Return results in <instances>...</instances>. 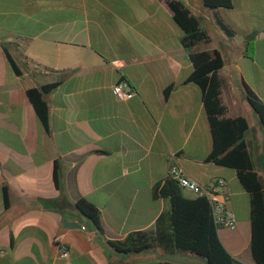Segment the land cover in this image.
Segmentation results:
<instances>
[{
    "label": "crops",
    "instance_id": "crops-1",
    "mask_svg": "<svg viewBox=\"0 0 264 264\" xmlns=\"http://www.w3.org/2000/svg\"><path fill=\"white\" fill-rule=\"evenodd\" d=\"M178 1L209 38L195 51L223 60L224 117L246 120L244 142L264 184V128L245 89L264 104V0H232L229 9ZM182 35L167 0H0V264H208L159 246L121 254L109 245L155 229L169 202L153 189L172 164L199 185L223 181L237 226L220 228V241L255 264L249 196L235 170L208 161L212 135L201 90L187 81ZM122 77L135 95L116 101L111 88ZM46 86L42 127L27 92ZM80 202L98 211V230Z\"/></svg>",
    "mask_w": 264,
    "mask_h": 264
},
{
    "label": "trees",
    "instance_id": "trees-1",
    "mask_svg": "<svg viewBox=\"0 0 264 264\" xmlns=\"http://www.w3.org/2000/svg\"><path fill=\"white\" fill-rule=\"evenodd\" d=\"M203 3L208 9L232 7V0H203ZM167 4L183 32L180 43L188 52L192 64V73L187 81L198 86L202 93V103L212 135V149L208 161L236 171L241 187L249 196L250 253L255 264H264V184L254 170L244 142L247 122L243 117H224L225 108L220 101L221 82L218 77L223 60L217 51H195L198 44L207 43L209 40L198 19L178 0H167ZM218 25L226 34H232L222 22L218 21ZM4 52L8 68L15 75H20L6 49ZM244 53L248 57L253 56L254 45L251 40H246ZM52 88L53 86H46L40 91L33 89L27 92L42 127L46 126L48 115L43 94ZM245 89L248 102L264 128V104L247 86ZM54 177L56 179L55 175ZM153 196L168 200V212L158 217L154 230L132 232L121 242H109L117 253L138 254L153 246H159L168 254L173 251L191 253L205 259L208 264H244L228 253L220 241V227L214 224L211 207L205 197H186L178 182L169 177L154 187ZM78 209L98 230V211L83 202L78 203ZM159 264L176 263L162 261Z\"/></svg>",
    "mask_w": 264,
    "mask_h": 264
},
{
    "label": "built area",
    "instance_id": "built-area-1",
    "mask_svg": "<svg viewBox=\"0 0 264 264\" xmlns=\"http://www.w3.org/2000/svg\"><path fill=\"white\" fill-rule=\"evenodd\" d=\"M111 91L116 101H127L135 95L134 90L129 87V83L124 77L112 86ZM173 158L174 155L171 156V159ZM168 177L177 181L183 191L191 192L195 196L205 197L208 200L215 225L230 231L236 229L235 216L228 206L230 194L221 191V187L224 186L223 181L218 180L216 183L207 186L199 185L191 180L176 164L170 166ZM60 257L64 259L68 258V252L65 248H62Z\"/></svg>",
    "mask_w": 264,
    "mask_h": 264
},
{
    "label": "rangeland",
    "instance_id": "rangeland-1",
    "mask_svg": "<svg viewBox=\"0 0 264 264\" xmlns=\"http://www.w3.org/2000/svg\"><path fill=\"white\" fill-rule=\"evenodd\" d=\"M189 193H191V192H188V193H186L187 195H191V194H189Z\"/></svg>",
    "mask_w": 264,
    "mask_h": 264
}]
</instances>
